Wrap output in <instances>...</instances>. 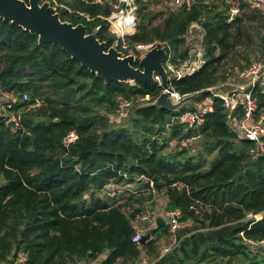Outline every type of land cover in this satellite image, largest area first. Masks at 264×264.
I'll use <instances>...</instances> for the list:
<instances>
[{
  "label": "trees",
  "instance_id": "trees-1",
  "mask_svg": "<svg viewBox=\"0 0 264 264\" xmlns=\"http://www.w3.org/2000/svg\"><path fill=\"white\" fill-rule=\"evenodd\" d=\"M107 1L48 0L62 22L82 24L88 34L96 30L109 48L115 37L105 21L112 12ZM193 2L189 11L155 14L137 2L138 22L128 43L165 42L178 63L186 56L181 37L204 17L206 63L173 83L181 95L202 93L189 108L139 107L131 127L111 125L105 114L115 109L116 96L153 102L162 90L156 83L105 85L58 46L38 45L37 36L0 19V97L26 93L30 98L8 110L17 117L15 128L0 117V264H14L20 254L23 264L88 263L101 257L97 264H136L141 253L153 258L152 264H264L262 247L249 245L264 241V154L238 137L221 101L205 92L226 80L219 67L240 42L245 24L261 21L264 13L241 3L229 23V5ZM260 42L264 46V36ZM253 94L255 117L264 116V93L256 88ZM207 98L213 108L197 130L175 121ZM34 99L39 107L32 106ZM70 132L77 140L65 146ZM193 136L203 140L207 155L215 154L209 166L185 148L165 152L171 142ZM118 172L130 177V184L133 178L151 182L155 194L164 195L165 209L179 211L181 223L189 224L178 230V244L169 253L161 256L157 247L165 226L149 231L144 245L131 241L141 214L133 204L155 198L148 182L140 188L147 196L100 197L110 180L122 181Z\"/></svg>",
  "mask_w": 264,
  "mask_h": 264
},
{
  "label": "built area",
  "instance_id": "built-area-1",
  "mask_svg": "<svg viewBox=\"0 0 264 264\" xmlns=\"http://www.w3.org/2000/svg\"><path fill=\"white\" fill-rule=\"evenodd\" d=\"M94 3H102L101 0H89ZM137 2L148 4L150 0H117L116 2L107 1L109 6L113 7V12L105 19L108 24L109 32L115 37L112 46L120 53L121 57L129 55L134 56V61L138 62L145 56V54L153 48H163L166 56L163 61V68L167 76V84L170 92L162 87L160 76L153 74V82L157 84L162 90L161 93H169L171 103L177 104L182 99L187 97L186 95L179 94L173 83L184 78L193 75L199 71L206 63V49L204 44V17H201L197 22H193L189 25L186 32L181 37L183 41V50L186 52V56L178 63L174 62L176 53L165 42L154 41L147 44H130L126 40L127 37L132 36L135 33L137 25ZM218 0H204V4L211 6V4ZM193 0H160L159 5L162 6L163 12H173L179 9L189 11L193 5ZM256 3L263 4L262 0H256ZM239 14L237 7H230L228 11V22H232L234 18ZM111 47V46H110ZM139 68V67H138ZM247 85L237 87L235 90L227 93L221 91H211L214 87L209 88L212 97L221 101L222 107L226 110V122L229 127L238 135L240 139L251 141L255 144L256 153L264 154V116L261 115L258 118L255 117L257 111V100L253 94L254 89L260 88L264 93V54L261 59L255 63H252L249 68L241 75ZM0 99H4V109L9 110L18 101H29V96L24 94H7L4 93ZM144 99H148L145 97ZM206 105L199 108L196 107L193 111H188L175 119V121L181 125H185L188 129L197 130L201 125L203 116L212 111V99L207 98ZM35 107L40 106V101L34 99L33 105ZM116 107L118 112V118H115L117 123L124 119L127 115V110L131 107V102L122 96L117 97ZM9 119L16 124V117L14 114L9 115ZM10 121V120H9ZM116 123V124H117ZM17 125V124H16ZM199 136H193L188 140L174 141L182 148H186L188 144L197 139ZM77 140V135L74 132L68 133L64 138L63 144L69 146ZM118 177L122 178L121 182L116 180H110L109 183L101 190L100 197L113 199L119 196H126L127 194L140 195L147 194L142 189H133V184L128 183L130 177L125 173L118 172ZM139 179L133 178L134 182H138ZM150 192L155 194L152 183L149 182ZM150 210V209H148ZM160 218L164 221V226L167 228L170 238L173 242L172 249L177 246V232L184 227L181 223V213L179 211H167L162 208L159 212ZM139 219L137 216L136 220ZM156 218L149 213L141 217L136 221V227L134 228V234L131 238L132 243L140 245L142 236L149 231L157 228ZM139 226L147 229L141 231ZM148 231V232H147ZM250 248L262 247L264 250V241L260 243L249 242ZM171 249L161 251V256L169 253ZM144 256V255H143ZM25 262V256L18 255L14 264H23ZM74 264H86L85 262H77Z\"/></svg>",
  "mask_w": 264,
  "mask_h": 264
},
{
  "label": "water",
  "instance_id": "water-1",
  "mask_svg": "<svg viewBox=\"0 0 264 264\" xmlns=\"http://www.w3.org/2000/svg\"><path fill=\"white\" fill-rule=\"evenodd\" d=\"M0 19L37 36L38 45L58 46L82 68L102 79L105 85L117 82L130 86L136 82L152 83L153 74H156L161 78L162 87L170 92L163 68L166 56L163 48L148 51L139 61V68H134L133 55L121 57L113 46L106 48V44L97 39L96 30L88 34L82 24L73 26L62 22L53 7L49 3H41V0H27V3L23 0H0ZM211 91L217 92L219 88ZM205 92L210 93V90ZM200 94L187 96L179 103L172 104L169 93H161L150 106L177 111ZM7 126L15 128L16 124L8 121ZM156 224L159 228L164 225V221L157 219ZM149 238L150 233L142 236L140 245H144Z\"/></svg>",
  "mask_w": 264,
  "mask_h": 264
},
{
  "label": "rangeland",
  "instance_id": "rangeland-1",
  "mask_svg": "<svg viewBox=\"0 0 264 264\" xmlns=\"http://www.w3.org/2000/svg\"><path fill=\"white\" fill-rule=\"evenodd\" d=\"M66 1H74V0H66ZM78 1L88 2L89 0H78ZM262 1H263V4L258 5L256 3V0H218L217 6L223 8L225 7V5H229L230 7L238 8V6L241 3H248V4L250 3V6L252 8L259 9L264 13V0ZM41 3H49V2L48 0H41ZM147 5H148V12L151 14H155L160 11H163L162 6H160L159 4H156L152 0H150V2ZM110 7L113 12V7L112 6ZM53 9L56 10L55 8ZM60 9L67 10L69 13L73 12L72 9H69L68 7L64 5L60 6ZM245 25H246V31L245 33H243V36L240 39V42H238L236 46H234V49L232 50V52L227 56V58L222 62L221 66L219 67L220 69L219 75H222L224 73L226 75V80L224 82H220L214 88H219V91L223 93L231 92L235 90L237 87H241V86L245 87L247 85V82L243 78H241L240 75L243 72H245L252 63L259 61L264 54V46H262L260 42V37L264 36V18L262 17L261 21L258 20L256 22L247 23ZM107 29H108V33L111 35V33L109 32V28ZM117 97L119 96H116L114 99L115 109L112 112L105 114V117L107 118V120L109 121L111 125L126 126L128 124L131 127V123L129 121L133 117L134 110L136 108L152 104L155 101L154 100L153 102H151L149 98L148 99L132 98L130 100L131 107L129 110H127V115L124 117V119H121V121L117 123L115 119V118H118V112H117V107H116ZM206 103H207L206 101H202V102L194 103L192 105L201 108L205 106ZM4 105H5L4 99H0V117L9 118L10 113L8 112V110L4 109ZM190 106H191V102H187L184 104L183 107L189 108ZM9 120L12 121L11 119ZM177 148L182 149V147H180L173 141L169 144L165 152L175 151V149ZM185 149L188 150L189 155L196 157V158L198 157V158L204 159L206 166H209L210 162L213 160L215 156V154L207 155L205 153L204 143L200 137H198L195 140H192ZM139 181H141V182H138L140 185L136 183V185H133V189H137L138 187L147 183V180L145 179H139ZM154 196H155V199H152L151 201H147V202L145 201L141 204H133V207L135 209L137 208L141 209V214L139 215V219L147 215V213L151 215V211L153 210L151 206H155L157 204L156 200L157 202L161 204V201L163 200L162 195L154 194ZM256 218L261 219V216H257ZM137 220H134L133 224H135ZM186 225H189V224H186ZM139 228L143 232L147 230V229H144V227L142 226H139ZM172 245H173V242L170 238V234L168 233V231L165 235H163L159 239L157 243V247L160 252L163 250H168V249L172 250V247H173ZM152 261H153V258H151V262Z\"/></svg>",
  "mask_w": 264,
  "mask_h": 264
},
{
  "label": "crops",
  "instance_id": "crops-1",
  "mask_svg": "<svg viewBox=\"0 0 264 264\" xmlns=\"http://www.w3.org/2000/svg\"><path fill=\"white\" fill-rule=\"evenodd\" d=\"M194 107V109L196 108V106H193ZM138 182H141V181H138ZM138 182H135L133 185H136V183L137 184H139ZM132 185V186H133ZM140 185V184H139ZM137 187V186H136ZM141 187V186H140ZM140 187H138L137 189H140ZM155 199V198H154ZM162 201H161V204L159 203V202H157V200H156V205L155 206H151V208L153 209L152 211H151V213H152V216H154L155 218H156V220L157 219H161L160 218V214H159V212H160V210L163 208L164 209V206H165V197H164V195H162ZM164 226V225H163ZM133 227L135 228L136 227V223L135 224H133ZM144 255V256H143ZM103 257H101L100 259H98V260H96V261H92V262H88V263H86V264H97L101 259H102ZM136 264H152L151 263V261H150V258L149 257H147L144 253H141V255H140V258L138 259V261L136 262Z\"/></svg>",
  "mask_w": 264,
  "mask_h": 264
}]
</instances>
